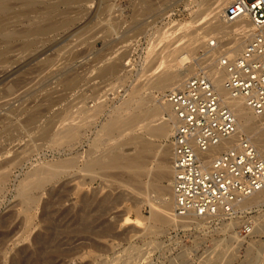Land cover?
Instances as JSON below:
<instances>
[{
  "label": "rangeland",
  "instance_id": "374dc122",
  "mask_svg": "<svg viewBox=\"0 0 264 264\" xmlns=\"http://www.w3.org/2000/svg\"><path fill=\"white\" fill-rule=\"evenodd\" d=\"M227 1L0 0V264H264V200L174 226L153 216L161 198L151 186L171 187L167 179L85 168L120 145L134 154L145 139L156 155L148 168L160 166L174 122L169 109L154 112L202 69L225 74L224 48L210 40ZM238 35L237 55L251 27ZM148 123L170 129L151 136ZM105 125L112 133L100 136Z\"/></svg>",
  "mask_w": 264,
  "mask_h": 264
},
{
  "label": "built area",
  "instance_id": "2783aa9c",
  "mask_svg": "<svg viewBox=\"0 0 264 264\" xmlns=\"http://www.w3.org/2000/svg\"><path fill=\"white\" fill-rule=\"evenodd\" d=\"M245 17L251 37L233 58L220 55L225 71L224 87L231 96L243 98L258 116L264 117V0H228L223 18ZM217 39L210 46H217ZM175 115L171 135L172 188L178 216H230L244 198L264 188V159L251 140L242 136L236 145L209 156L208 153L238 130L232 109L224 104L207 70L187 78L165 93ZM254 232L252 222L242 235Z\"/></svg>",
  "mask_w": 264,
  "mask_h": 264
},
{
  "label": "bare ground",
  "instance_id": "6f19581e",
  "mask_svg": "<svg viewBox=\"0 0 264 264\" xmlns=\"http://www.w3.org/2000/svg\"><path fill=\"white\" fill-rule=\"evenodd\" d=\"M7 10H8V7L5 4H0V11L6 12ZM223 11L224 10L221 11V15L223 14ZM211 13L215 14L216 8L212 9ZM221 15H219L218 19L215 22H213L212 26H211L212 32H215L216 38L218 39L216 49L220 50V48H224V53L227 56L233 58L240 52V50L242 48V40H241V36L238 35V36L232 37V35L240 29H246V28L251 27L252 24H251V22L246 21L245 17H240L234 21L227 22L222 18ZM209 48L214 49L211 47H209ZM209 56L212 58V54ZM205 60H208V58ZM192 69H193V67L189 66V67L185 68L184 70L176 71L172 74H168V75L164 76V78H162L158 81V85H157L158 88H164V87H169V86L178 84L186 74H188L192 71ZM208 69H209L208 73L214 79L216 89L218 90L222 101L224 102V104L228 105L232 109V111L234 112L235 116L237 117V121H238L237 132L234 135H232L230 138L222 140L221 144L218 145L217 147L213 148L208 153V155L213 156L216 153L223 151L224 149H226L228 147L236 145L242 136H246L257 147L260 156L264 159V117L258 116L257 114H255L246 105L243 98H236V97H233L230 95V93L224 87L225 74H224L223 70H220V69L218 70L213 65H211ZM101 72H102V75L107 73L105 68ZM165 105H166V108H164V104H163L162 105L163 107L160 106L161 108L159 107L157 112H154V113L158 114V113L162 112L164 109L165 110L169 109V111L171 112L170 119H171V121L175 122V115H174L173 109L171 110L172 106L168 102ZM152 116H153V114H152ZM135 119H136V117L131 122L135 121ZM262 124H263V126H262ZM145 127H146V134H150L151 136L158 135L159 137L166 136L168 129H170V127H168L167 124H162V125L154 128V127L150 126V124L148 123V124H145ZM107 133L110 134L112 132L109 131L105 125L103 127V132H101L102 135H100V136H103L104 134H107ZM244 134H246V135H244ZM247 135L251 136L252 139ZM137 140L138 139L136 138L135 141H137ZM137 142H138L137 150L134 154L128 153L126 151L125 152L122 151V146H124V145H120L119 150H117V151L111 150L110 152H106L102 155L94 156L93 158H91L88 161L87 166L85 168L92 175L97 174V173H99L100 170H103L106 168L107 169L125 168L129 171L136 173L140 178L145 177L148 174H154L155 180L158 183L162 182L163 179L164 180L167 179L170 182L169 185H171V187L161 186L160 184H159V186H157L155 184H152V186H151L154 188L156 187V189L160 195V198H161L160 199L161 200L160 206L153 213V216L160 222L168 223V224L170 223V225L172 224L174 226H180V225L189 224L190 222L187 220L189 218L195 220V217H196V220H197V219H199V217L200 218L205 217V216H198L196 214H188L186 216H178L175 213V210H174V208H175V197H174L173 188H172V179H173L174 173H173L172 164L170 166V161H169L170 160L169 157L172 155V145L166 144V145H162L160 147V150L158 152L159 153L158 159L160 162V166H158L156 170H150L148 168V165H149L151 159L155 155L154 154L155 147L152 145L151 141H149L148 139L139 140ZM131 143H133V142H130V144ZM136 144L137 143H135L134 145H136ZM122 174H124V173H122ZM128 177H129V179L132 178V177L130 178V176H128ZM132 180H133V178H132ZM128 182H131L136 187L139 184V181L137 182V180L134 182L129 180ZM28 186H32V185L31 184H27V185L25 184L24 188H27ZM137 190H139V189L137 188ZM263 200H264V188L261 191L244 198L237 205L238 206H249L252 204H257L258 202L263 201ZM86 203H87V201H86ZM236 206H235V210H236ZM192 216H193V218H192ZM206 216H210V215H206ZM218 216H220V215H218ZM212 217H215V216H212ZM262 226L263 225H261L259 223L258 225H256L255 229L260 228V227L262 229Z\"/></svg>",
  "mask_w": 264,
  "mask_h": 264
},
{
  "label": "crops",
  "instance_id": "0c3cea01",
  "mask_svg": "<svg viewBox=\"0 0 264 264\" xmlns=\"http://www.w3.org/2000/svg\"><path fill=\"white\" fill-rule=\"evenodd\" d=\"M171 159H172V155H171Z\"/></svg>",
  "mask_w": 264,
  "mask_h": 264
}]
</instances>
